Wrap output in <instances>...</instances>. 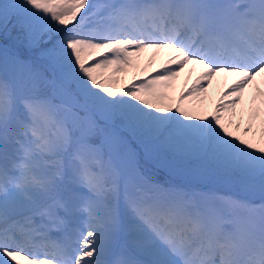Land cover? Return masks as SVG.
I'll return each mask as SVG.
<instances>
[{
    "label": "snow or ice",
    "instance_id": "snow-or-ice-1",
    "mask_svg": "<svg viewBox=\"0 0 264 264\" xmlns=\"http://www.w3.org/2000/svg\"><path fill=\"white\" fill-rule=\"evenodd\" d=\"M0 38V264H264V0H0Z\"/></svg>",
    "mask_w": 264,
    "mask_h": 264
},
{
    "label": "rangeland",
    "instance_id": "rangeland-1",
    "mask_svg": "<svg viewBox=\"0 0 264 264\" xmlns=\"http://www.w3.org/2000/svg\"><path fill=\"white\" fill-rule=\"evenodd\" d=\"M2 46H8L11 47L8 44H4ZM152 56H153V51L149 50L148 52L144 53L142 57L140 58L139 61V67L138 68H132L127 70V73L125 75H122L120 77L121 81L126 84L129 82H132L134 76H140L143 78L141 75V70L144 69L150 61H152ZM167 53H161L159 56L155 58L154 61H152V67L148 69L147 73H144V75H152L155 73V70L160 67L162 64L163 60L166 58ZM193 68L199 69L201 71L199 66L195 65H189L188 68L184 70V72L181 73V75L174 81L172 88L169 90V96L172 98V101L174 102L176 98L180 95L182 91H184L186 88L191 87V85L195 82L198 76L192 78L194 72ZM196 72V71H195ZM235 79L234 76H226L224 74H220L217 76L211 83V85H206L208 87V92L206 94L207 99L205 100V103L200 106V111L205 113V114H210L214 105V102L216 99L219 97L221 92H224L228 89V86L232 83V81ZM222 80L221 83H219ZM261 87H264V84L261 85ZM252 96V90H249L245 94V104H248ZM187 103V102H186ZM174 106V105H173ZM239 111V109L237 110ZM142 166V165H140ZM144 166V165H143ZM143 170L148 174L144 168ZM157 179V178H155ZM162 183H170V184H175L171 181H168L167 179L164 178ZM179 186V185H178ZM187 188H195V187H187ZM202 191V190H201ZM212 191V190H209Z\"/></svg>",
    "mask_w": 264,
    "mask_h": 264
},
{
    "label": "trees",
    "instance_id": "trees-1",
    "mask_svg": "<svg viewBox=\"0 0 264 264\" xmlns=\"http://www.w3.org/2000/svg\"><path fill=\"white\" fill-rule=\"evenodd\" d=\"M15 32H13V37L15 36ZM10 41H12L11 39H9ZM13 42V41H12ZM17 47L20 48L21 52H22V56H27V55H32L31 53H29L27 51V49H24L22 45H17ZM27 60V59H26ZM149 163L155 167H157V169L161 172H163L167 177H169L170 179L176 181V182H180L183 184H193V185H200V186H212L214 187L218 193L223 194V195H233V196H237V197H244L241 193H239L237 190H235L234 188L223 184V183H213L210 181H205L203 179H200L198 177L195 178H191V179H187V175L185 173H177V174H171L169 173V171L163 167L159 161V159L156 158H146ZM169 167H183L182 165H173V164H169ZM189 176V175H188ZM156 178H158V180L162 179V175H156ZM245 198V197H244ZM257 199H259V197H257ZM255 201V200H254Z\"/></svg>",
    "mask_w": 264,
    "mask_h": 264
},
{
    "label": "bare ground",
    "instance_id": "bare-ground-1",
    "mask_svg": "<svg viewBox=\"0 0 264 264\" xmlns=\"http://www.w3.org/2000/svg\"><path fill=\"white\" fill-rule=\"evenodd\" d=\"M195 71H196V72H195ZM193 72H194V74H193L192 78H194V77H196V76H199V74H200L199 69H196V68H193ZM219 81H220L219 83H221L222 80H219Z\"/></svg>",
    "mask_w": 264,
    "mask_h": 264
}]
</instances>
